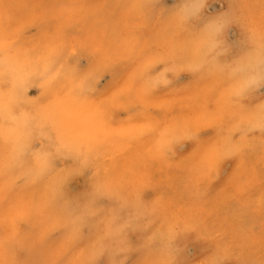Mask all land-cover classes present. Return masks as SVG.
Here are the masks:
<instances>
[{
  "label": "clouds",
  "instance_id": "1",
  "mask_svg": "<svg viewBox=\"0 0 264 264\" xmlns=\"http://www.w3.org/2000/svg\"><path fill=\"white\" fill-rule=\"evenodd\" d=\"M0 264H264V0H0Z\"/></svg>",
  "mask_w": 264,
  "mask_h": 264
}]
</instances>
